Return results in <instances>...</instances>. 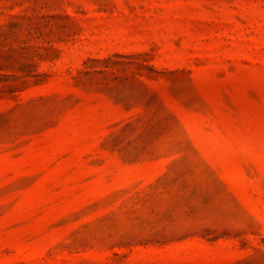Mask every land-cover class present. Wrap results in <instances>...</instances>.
<instances>
[{"label":"rangeland","instance_id":"rangeland-1","mask_svg":"<svg viewBox=\"0 0 264 264\" xmlns=\"http://www.w3.org/2000/svg\"><path fill=\"white\" fill-rule=\"evenodd\" d=\"M0 264H264V0H0Z\"/></svg>","mask_w":264,"mask_h":264}]
</instances>
